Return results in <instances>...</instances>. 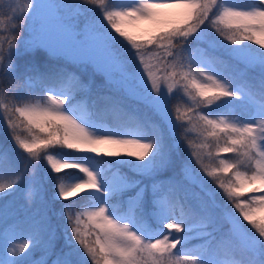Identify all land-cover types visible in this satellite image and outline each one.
<instances>
[{"label": "snow or ice", "instance_id": "obj_1", "mask_svg": "<svg viewBox=\"0 0 264 264\" xmlns=\"http://www.w3.org/2000/svg\"><path fill=\"white\" fill-rule=\"evenodd\" d=\"M0 125V264H264V0H0Z\"/></svg>", "mask_w": 264, "mask_h": 264}, {"label": "rangeland", "instance_id": "obj_2", "mask_svg": "<svg viewBox=\"0 0 264 264\" xmlns=\"http://www.w3.org/2000/svg\"><path fill=\"white\" fill-rule=\"evenodd\" d=\"M64 2H66V3H70L71 0H64ZM85 7H87V6H85ZM77 21H78L79 25L82 27L83 24L85 23V17H83V16L78 17V18H77ZM109 31H111V30L109 29ZM113 35H115V33H113ZM246 43H247V42H246ZM250 47L257 48L258 46H256V45H250ZM258 50H260V49H258ZM217 53L220 54V55H222V53H220V52H217ZM242 70H244V69H243V65H240V71H239V72H241ZM83 71H85V72H86L88 75H90V76H98V77H99V81L102 82V83H105V84H106L105 78H104L101 74H99V73H94L93 70H92L90 67L87 68V69H84ZM247 74H250V75H252V76L255 75L258 79L261 78V77H260V71H259V69H255V70H253V69H249V70L246 71V75H247ZM143 107H144V106H143ZM109 122H110V121H109ZM2 127H3V126L0 125V130H2ZM183 145H184V144L182 143V150H180L181 157L184 158V159H187V155H188V153H187V150H186L185 146H184V148H183ZM7 147H9V148H12V147H13L11 141H8V143H7ZM80 154H81V153H80ZM84 155H85V154H84ZM87 155H94V154H87ZM106 158H111V159H113V160H115V159H130V160H132L134 163H139V161H135V158H134V157H123V156H122V157H119V158H116V157H106ZM122 167H124V168H126V169L128 170V172H126L125 174H127V176H128L130 179L142 180L144 184L149 185V187H150V184H151V179H150V178H148V177H141V176L136 175L134 172L130 171V170L128 169L127 166H122ZM169 177H174V178L177 179V180H181V179H182L181 169H180V166H179V165H177V166L175 167V170H174V171L169 170L168 172L164 173L162 176H158L157 179H167V178H169ZM210 186H212V185H210ZM213 187H214V186H213ZM217 191H218V190H217ZM131 195H132V192L129 191V192H128V195H124V199H127V197H129V196H131ZM8 199H9V200H13V199H14V201H15V205L17 206V208H18L20 205H24V204L26 203V202H25V199H24V197H23V193H22V192H17V194H16V196H15L14 198H13V197H9ZM0 203H3V202H0ZM34 206H35L36 208H34L33 205L30 207V214L35 215V216H37V218H39V215L42 214L43 206L40 205L39 203L34 204ZM229 207H230V206H229ZM33 209H34V210H33ZM54 219L56 220V218H54ZM52 223L55 224L54 220H52ZM246 227H247V225H246ZM227 229H228V225H227L226 223L223 224L221 230H220L219 232L216 233L217 237H219L221 234L227 232ZM165 231H167V230H165ZM174 234H175V233H174ZM198 243H200V241H198V240H192V241L190 242V244H198ZM37 255H38V254H37ZM50 257H52L51 259L54 258V256H50ZM51 259H50V260H51Z\"/></svg>", "mask_w": 264, "mask_h": 264}, {"label": "trees", "instance_id": "obj_3", "mask_svg": "<svg viewBox=\"0 0 264 264\" xmlns=\"http://www.w3.org/2000/svg\"><path fill=\"white\" fill-rule=\"evenodd\" d=\"M4 2L6 3L7 0H4ZM210 54L220 55L217 52L216 53H210ZM224 58L228 59L227 57H224ZM18 63H22V62L18 61ZM229 64H230L229 71L232 72L233 74H238L239 71H240V64H237L235 61H229ZM21 71H23V68H21ZM76 71H78L80 73L82 79H84L86 82L91 81L92 89H93L94 92H97V93H108V85H107V83L105 84V83L100 82L98 76H90L85 71L80 70V69H76ZM245 78L247 80H249L254 86H258L259 81H260V79H258L255 75L252 76L250 74H247L245 76ZM176 102L177 101L175 99H173L172 104L174 105V104H176ZM128 104L130 106L137 107L142 115L145 112H147L149 117H151L152 119H156V117L152 116L151 112L148 111L147 109H145L143 107V105H136L134 101H128ZM189 137L192 138V139H195V137L192 136V134H189ZM183 148H184V145H183ZM181 150H182V145H181ZM72 155L79 156V155H84V154L72 153ZM96 158L97 159H102V160H109V161L113 160L111 158H106L104 156H100V157H96ZM120 171L123 172V173L128 172V170L126 168L122 167V166L120 167ZM124 195H128V192H126ZM77 200L79 201L80 197H77ZM59 203H66V202L60 201ZM33 207L36 208L34 205H33ZM57 210H58V208H57ZM54 218H56V217H53V220L55 222L54 225L56 226L57 236L60 237V238L56 239V241H55L54 252H58L64 245V240H63V238L61 236V233H60V226L63 225L64 221H63V218H60V219L56 218V220ZM42 254L43 253H42L41 250H37L36 253H35V257L39 258ZM51 258L52 257H49V260Z\"/></svg>", "mask_w": 264, "mask_h": 264}]
</instances>
